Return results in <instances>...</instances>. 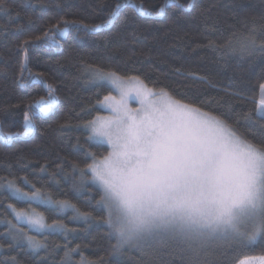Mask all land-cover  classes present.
<instances>
[{"label":"trees","instance_id":"16d2710c","mask_svg":"<svg viewBox=\"0 0 264 264\" xmlns=\"http://www.w3.org/2000/svg\"><path fill=\"white\" fill-rule=\"evenodd\" d=\"M126 0H4L0 9V124L12 132L23 131L26 106L47 96L44 84L55 88L56 108L36 118L28 137L0 142V177L13 180L24 191L31 184L67 200L88 214V221L72 211L57 213L33 204L47 221L60 220L70 231L33 233L46 245L39 253L26 244L10 247L6 223H0V264H235L241 257L264 255V240L243 249L217 248L212 240L170 235L143 250L112 251L114 243L103 224L95 187L73 188V165L85 166L86 155L107 154L106 145L88 141L84 125L102 112L97 101L109 86L90 83L85 66L135 75L149 87L164 88L173 98L224 120L243 140L264 144V117L256 114L260 86L264 84V56L222 59L210 45L237 48L245 37L264 42V0H135L143 11L124 7L113 24L98 35L70 28L59 46L48 47L30 38L42 35L58 21L99 24L114 5ZM163 8V12L161 9ZM61 27L63 24L61 23ZM30 40L28 69L42 73L43 84L21 81V45ZM27 72L24 76L27 77ZM21 83L23 86H21ZM250 117V118H246ZM0 221L13 219L8 204L28 205L11 198L0 187ZM23 226V225H22ZM65 245L76 249L70 259Z\"/></svg>","mask_w":264,"mask_h":264},{"label":"snow or ice","instance_id":"6c2138e0","mask_svg":"<svg viewBox=\"0 0 264 264\" xmlns=\"http://www.w3.org/2000/svg\"><path fill=\"white\" fill-rule=\"evenodd\" d=\"M172 3L178 4V0ZM127 6L143 11L135 0H126L125 4L117 2L102 23L85 25L82 21L62 20L30 40L56 47L70 28L98 35ZM3 7L4 0H0V9ZM30 40L21 45L24 56L19 67L20 80L43 84V74H33L28 69ZM210 47L222 59L264 56V42L257 44L248 37L240 42L239 55L231 40L225 45ZM85 71L90 83L110 86L109 94L97 101L100 109L108 114H98L84 125L88 141L107 145L108 151L101 158L87 154L85 159L91 162H86L83 168L73 165V188L95 187L99 192L97 203L105 213L103 224L114 241V253L143 250L163 237L190 229L236 245L264 239V144L243 140L224 120L173 98L164 88L149 87L139 76H125L95 65L85 66ZM44 86L47 96L26 106L23 131L12 132L11 126L6 131L0 124V142L31 136L36 118L56 108L55 88ZM132 100L138 102V108L129 107ZM256 114L264 117V85L260 86ZM23 183L29 191L18 187L13 180L5 182L0 177V187H5L11 198L28 205L17 208L15 204H8L6 210L15 223L0 221L7 225L10 247L23 243L34 253L46 247L21 225L38 234L60 232L67 238L70 230L60 220L48 223L33 204L48 206L60 214L72 211L77 218L88 221V214L80 213L69 201L54 199L26 177ZM65 248V257L70 259L76 249H69L67 245ZM11 264H17L14 257ZM80 264L91 262L81 257ZM256 264H264V259Z\"/></svg>","mask_w":264,"mask_h":264},{"label":"rangeland","instance_id":"374dc122","mask_svg":"<svg viewBox=\"0 0 264 264\" xmlns=\"http://www.w3.org/2000/svg\"><path fill=\"white\" fill-rule=\"evenodd\" d=\"M264 85V84H263ZM110 88V86H109ZM109 94V93H108ZM107 94V95H108ZM112 94H115L114 92ZM104 97V96H103ZM103 97L101 99H103ZM100 99V100H101ZM259 99H260V92H259ZM259 99H258V102H259ZM257 102V104H258ZM98 105V104H97ZM99 107V105H98ZM129 107L132 108V109H136L139 107V104L137 101L135 100H132V101H129ZM100 109V107H99ZM102 112L100 113H97L94 115L97 116L98 114L99 115H107L108 113L105 112L104 110L100 109ZM93 117V118H94ZM92 118V119H93ZM91 120V119H90ZM86 124V123H85ZM107 146V145H106ZM106 155V154H105ZM103 157V156H102ZM98 158H101V157H98ZM39 212V211H38ZM48 223H51L52 221H47ZM15 223V222H13ZM21 227L23 228L24 231L28 232L29 235H33L35 236L33 233H31L32 231H30L26 225H21ZM174 235L176 236H181V237H193V238H201V239H204V240H212L213 244L217 247V248H222V247H225V248H236V249H243V248H246L248 246H251L253 244H247V245H236V244H229L227 241H224V240H221V239H213V238H210L207 234H197V230L195 229H190L184 233H180V232H177L175 233ZM36 237V236H35ZM36 239H38L36 237ZM264 239H258L255 243L259 242V241H263ZM254 243V244H255ZM261 259H264V255H248V256H244V257H241L239 260H237L235 262V264H241V261H245L246 264H256V261H260Z\"/></svg>","mask_w":264,"mask_h":264}]
</instances>
